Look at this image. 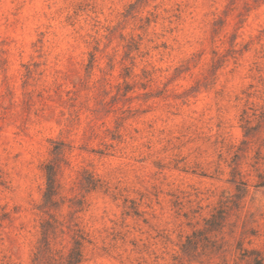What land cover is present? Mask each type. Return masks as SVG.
<instances>
[{"label":"rangeland","instance_id":"1","mask_svg":"<svg viewBox=\"0 0 264 264\" xmlns=\"http://www.w3.org/2000/svg\"><path fill=\"white\" fill-rule=\"evenodd\" d=\"M0 264H264V0H0Z\"/></svg>","mask_w":264,"mask_h":264},{"label":"trees","instance_id":"2","mask_svg":"<svg viewBox=\"0 0 264 264\" xmlns=\"http://www.w3.org/2000/svg\"><path fill=\"white\" fill-rule=\"evenodd\" d=\"M55 180H54V175L52 172L51 167L47 166L46 167V191L44 194V198L47 202H51L52 196L55 194ZM75 245L79 246V242L76 240ZM77 258L79 257V253L77 251H72L71 254L69 255V259L72 260V258Z\"/></svg>","mask_w":264,"mask_h":264}]
</instances>
